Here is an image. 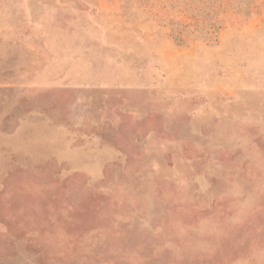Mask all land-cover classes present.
<instances>
[{
  "label": "rangeland",
  "instance_id": "obj_1",
  "mask_svg": "<svg viewBox=\"0 0 264 264\" xmlns=\"http://www.w3.org/2000/svg\"><path fill=\"white\" fill-rule=\"evenodd\" d=\"M0 264H264V0H0Z\"/></svg>",
  "mask_w": 264,
  "mask_h": 264
}]
</instances>
